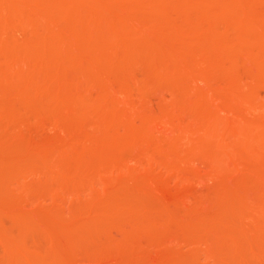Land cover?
Segmentation results:
<instances>
[{"label": "rangeland", "instance_id": "1", "mask_svg": "<svg viewBox=\"0 0 264 264\" xmlns=\"http://www.w3.org/2000/svg\"><path fill=\"white\" fill-rule=\"evenodd\" d=\"M18 1L19 12L0 8V264H264V0L231 13L223 0H165L158 23L134 9L140 0H72L65 17L55 4ZM45 13L69 34L49 36ZM213 13L214 44L194 42ZM81 16L82 28L114 32L112 59L126 64L80 52ZM119 16L140 30L117 26ZM37 34L59 54L29 50ZM52 95L66 107L49 108ZM129 131L148 142L117 150L120 162L98 175L75 171L101 159L103 139ZM106 195L122 205L103 208Z\"/></svg>", "mask_w": 264, "mask_h": 264}, {"label": "bare ground", "instance_id": "2", "mask_svg": "<svg viewBox=\"0 0 264 264\" xmlns=\"http://www.w3.org/2000/svg\"><path fill=\"white\" fill-rule=\"evenodd\" d=\"M16 0H0V8H2V10H5V9H3V8H5V7H7V9H8V6L11 8V10H14V8H18L19 9V7L21 8V6H19V4L20 3H18L19 1L17 0V2H15ZM28 1V0H27ZM32 1V0H31ZM33 1H36V2H40V4H43L44 6L46 5V6H52L53 4H55V6H52V7H55L56 8V5H57V7H59L58 9H63L64 11H66L65 9L70 5H72L71 4V2H72V0H33ZM74 1V0H73ZM84 1V0H83ZM167 1V0H166ZM176 1V0H175ZM201 1H203V0H201ZM212 1V0H211ZM217 1V0H216ZM222 1V0H221ZM21 2H23V1H21ZM138 2V1H137ZM204 2V1H203ZM16 3V4H15ZM96 3V2H95ZM169 3V2H168ZM168 3H166L165 2V0H140V2H139V4L138 5H136L135 7L136 8H134L135 10L136 9H139L138 11H143L145 14H147V16L150 18V20L152 19V21H155L156 23H158V22H161L162 20H163V18H164V16H162V10L167 6V4ZM176 3V2H175ZM205 3V2H204ZM206 3H208V2H206ZM15 4V5H14ZM18 4V6H16ZM97 4V3H96ZM95 4V5H96ZM220 4H221V2H220ZM243 4V5H242ZM171 5H172V3H171ZM174 5V4H173ZM176 5H178V4H176ZM199 5V4H198ZM245 5V3H243V0H223V2H222V5H219V6H222L224 9H225V11L227 10V11H229L230 13H231V11L232 12H234L233 10L234 9H236V8H238V7H242V6H244ZM11 6H13V7H11ZM61 6V7H60ZM64 8H63V7ZM168 6H170V4L168 5ZM175 6V5H174ZM66 7V8H65ZM130 7V6H129ZM176 7H178V6H176ZM197 8H198V6H196ZM48 8V7H47ZM46 8V9H47ZM51 8V7H50ZM196 8V9H197ZM223 8H222V10H223ZM6 9V10H7ZM17 9V10H18ZM23 9V8H22ZM22 9H20V12H21V10ZM54 9V8H53ZM131 9H133L132 7H131ZM167 9V8H166ZM195 9V10H196ZM221 9V8H220ZM10 10V9H9ZM11 10L9 11V12H11ZM16 9L14 10V11H12L13 13H15V11H17ZM194 10V11H195ZM204 10V9H203ZM1 11V10H0ZM23 11V10H22ZM197 11H198V9H197ZM205 11V10H204ZM204 11H202L203 13H204ZM8 12V11H7ZM17 12H19V11H17ZM201 12V10H199L198 12H196V14L197 13H200ZM201 12V13H202ZM3 13V12H2ZM13 13H11V16L13 15ZM31 13V12H30ZM164 13V12H163ZM20 14V13H19ZM33 14V13H32ZM34 14H36V13H34ZM46 14V15H45ZM45 14H43L44 16H46L45 18H46V22L49 20L50 21V19H51V17L50 16H48L47 15V13H45ZM215 14V15H214ZM218 14V13H217ZM217 14L216 13H213V18L211 19V20H206V19H204L203 20V17L200 19L199 17V21H201L202 23H203V21H206V23H207V25L208 26H206V27H208V28H205V27H203L204 29H206V30H199L198 28H202L201 27V25H199L198 26V28L196 29H194L193 30V32H192V36H191V38L194 40V42H195V40H197V41H199V44H200V42H201V44L203 43L204 45H213L214 44V39L212 38V36L210 35V33H209V31H210V29L211 28H215L216 27V19L215 18H217ZM6 15H7V13H6ZM16 15H18L17 13H16ZM15 15V17H18V16H16ZM24 15H27L26 14V12L24 11ZM24 15H21L20 14V18H21V16H24ZM41 15V14H40ZM40 15H33V17L34 16H37L36 18H37V20H36V18L34 19V18H32L33 19V21H34V23H36L37 25H40L41 23H43V18H42V15H41V17H40ZM67 15V11L66 12H64L63 14H61V16H63V17H65ZM205 15V14H204ZM223 15V14H222ZM225 15V14H224ZM9 16H10V13H9ZM8 15H7V17H9ZM32 16V15H31ZM199 16H200V14H199ZM6 17V18H7ZM14 17V15H13V17L12 18H15ZM119 17H121L120 18V20H119V22L117 23L118 25L117 26H123V27H127V28H129V31H130V29L132 30L131 32L132 33H134V32H136L135 30H138L137 28L135 29V27H137V24H136V21H135V19H133V18H130V17H126V16H119ZM147 17V18H148ZM206 17V16H205ZM252 17V16H251ZM23 18V17H22ZM25 18V17H24ZM146 18V19H147ZM197 18V19H198ZM9 19V18H8ZM29 19V18H28ZM31 19V20H32ZM85 19H87V18H85V17H77V21L79 22V23H77L76 24V27H75V29L73 30L72 28V32L73 33H75L76 35V37H77V35L81 38H79V37H77L79 40H81V42L82 43H79L80 44V46L78 47V49L80 48V50H82V51H80V52H83V54H85V52H86V50H88L87 52H86V54L85 55H87V57H88V59H89V61L90 60H92V61H94L93 63L96 65V63L97 62H102L103 63V60H113V61H116V62H121L122 60H123V57H120L121 56V54H119L120 56H119V58L118 57H115V58H113L112 59V57H114V56H116V50L115 49H117L118 50V48H115L114 49V47H113V45L112 44H110L109 43V41L110 40H112V39H114V36H115V34H113L111 31H109V30H107V29H105L104 27H100V26H98L99 24H96V23H94L91 27L92 28H94L97 32H99L98 34L94 31V30H92V28H90V27H85V28H82V27H84L85 25H84V22H85ZM90 19V18H89ZM24 20V19H23ZM36 20V21H35ZM88 20V19H87ZM144 20V19H143ZM45 21H44V23H45ZM24 22V21H23ZM154 22V23H155ZM163 22V21H162ZM50 23V22H49ZM52 24H53V22H51ZM51 23L50 24H48V22L46 23V24H48L47 26L45 25V28H46V32L48 33V35L49 34H53L54 36H55V38H57L56 36H64V33L65 32H67V31H65L64 32V29H54V27H52V26H50L51 25ZM90 23V22H89ZM185 23V22H184ZM205 23V24H206ZM136 24V25H135ZM145 24H147V23H145ZM148 24H149V21H148ZM153 24V23H152ZM78 25H81V28L80 27H77ZM144 26V25H143ZM61 27H63V26H61ZM60 27V28H61ZM147 27H148V25H147ZM195 27H196V25H195ZM59 28V27H58ZM64 28V27H63ZM68 28H69V30H70V27L68 26ZM87 28V29H86ZM144 28V27H143ZM194 28V27H193ZM142 29V28H141ZM1 30V29H0ZM58 30V31H57ZM134 30V31H133ZM140 30V29H139ZM138 30V31H139ZM69 32V31H68ZM0 33L2 34V35H4V32L2 31H0ZM101 33V34H100ZM140 33H141V31H140ZM139 33V34H140ZM57 34V35H56ZM61 34V35H60ZM66 34V33H65ZM67 34H69V33H67ZM66 34V35H67ZM72 34V33H71ZM70 34V35H71ZM112 34L114 35V36H112ZM1 35V36H2ZM99 35V36H98ZM100 35H103L104 37H108V39H107V41L105 42V38L102 36V38L104 39V42L102 43V45H100V47H96V49L95 50H92V49H90V48H92L91 46L89 47L88 45H93L92 43L93 42H96L97 40H98V37H100ZM0 36V54H2V53H6L7 52V40L4 38V39H2V37ZM50 36V35H49ZM49 36H48V38L47 39H45L43 36H41V35H36V36H34L32 39H30L31 40V43H29V44H27L28 46H30V48H29V50H33V51H37V52H40V53H42V54H49V53H53V54H56V52L57 51H60V47L55 43L54 45L52 44L53 43V39H51V42L52 43H50L49 41H48V39H49ZM72 36V35H71ZM98 36V37H97ZM45 37H47V36H45ZM73 37H74V35H73ZM111 37H113V38H111ZM143 37V36H142ZM145 38V37H144ZM143 38V39H144ZM44 39V40H43ZM101 39V38H100ZM110 39V40H109ZM102 40V39H101ZM101 40H100V42H101ZM109 40V41H108ZM131 39H128V41L129 42H131L132 43V41L133 40H131ZM142 40V39H141ZM145 40H146V38H145ZM144 40V41H145ZM192 40V41H193ZM201 40V41H200ZM196 41V42H197ZM141 43H142V41H140ZM146 42V41H145ZM145 42H143V43H145ZM193 42V43H194ZM19 43V42H18ZM98 43H99V41H98ZM130 43V44H131ZM134 43V42H133ZM138 43V42H137ZM198 44V45H199ZM60 45V44H59ZM19 46V45H18ZM94 46V45H93ZM143 46V45H142ZM199 47H200V45H199ZM204 46L202 45L201 46V49L203 48ZM210 47V46H209ZM204 48H206V47H204ZM203 48V49H204ZM40 50V51H39ZM207 50V49H206ZM79 51V50H78ZM126 51V50H125ZM159 53L160 52H164V51H159V50H157ZM118 52H122V50H120V51H117V54H118ZM57 54H59V52H57ZM125 54H127V52H125ZM123 55V54H122ZM158 55H160V54H158ZM164 55V54H163ZM118 56V55H117ZM127 56V55H126ZM162 57V56H161ZM212 57V56H211ZM102 58V59H101ZM103 58H105V59H103ZM99 59H101V61L99 60ZM116 59V60H115ZM126 59H128V58H126ZM125 59V56H124V60H126ZM213 59V58H212ZM31 60H34L35 61V59H33V58H31V59H29V60H27V61H30L31 62ZM105 60V61H106ZM217 60V59H216ZM33 61V62H34ZM91 61V62H92ZM96 61V62H95ZM104 61V62H105ZM110 61V62H111ZM126 61H128V60H126ZM126 61H122L123 63H125L126 64ZM0 62H1V60H0ZM23 62H26L25 60H19V61H17V62H15V63H13L15 66L16 65H19V64H21V63H23ZM91 62H89V63H91ZM109 62V61H108ZM107 61H106V63H108ZM2 63V62H1ZM0 63V64H1ZM29 63V62H28ZM32 63V62H31ZM35 63V62H34ZM122 63V64H123ZM216 63H219V60L218 61H216ZM234 62H231L230 63V65L229 66H231L232 64H233ZM3 64H4V62H3ZM5 64H7L6 62H5ZM34 65V64H33ZM91 65V64H90ZM235 65V64H234ZM35 66V65H34ZM33 66V67H34ZM94 66V65H93ZM124 66V65H123ZM2 67V66H1ZM30 68H31V65L29 66ZM228 70V72H230V70L229 69H227ZM233 70V69H232ZM1 71V70H0ZM234 71V70H233ZM1 73V72H0ZM226 73V72H225ZM231 74H232V72H230ZM234 74V73H233ZM232 74V75H233ZM228 75V74H227ZM226 75V76H227ZM229 76L231 77V75L229 74ZM234 76V75H233ZM174 77H177V79H186L185 77H186V74L184 73V71H180V72H177V73H174ZM226 80V79H225ZM228 85V84H227ZM78 88V91H75V92H73L75 95H73L72 94V92H71V95H73V96H76L77 94L80 96L82 93H80V92H82L83 90L82 89H80V87H77ZM23 89H25V88H22V90ZM228 90L229 89H231V86L230 85H228V88H227ZM254 90V89H253ZM252 90V91H253ZM251 91V88H250V90L248 89V94L245 96V99H244V101H248V98L250 99L251 98V96L249 97V95H251V93L250 92H252ZM255 91V90H254ZM84 92V91H83ZM80 93V94H79ZM104 94H106L105 92H104ZM51 95V94H50ZM70 95V94H69ZM77 95V96H78ZM85 95V94H84ZM102 95H103V93H102ZM101 96V95H100ZM52 97V98H51ZM103 97V96H102ZM108 97V96H107ZM106 97V95H104V97L103 98H105V101L106 102H114V101H116V100H114L113 98L111 99V98H107ZM229 97V96H228ZM114 100V101H113ZM65 100H64V98H63V96L62 95H52V96H50V99H49V108H58V107H60L61 108V106H62V104H66L65 102H64ZM16 102V101H15ZM83 103H85V105H87L86 104V102H84L83 101ZM116 103V102H115ZM16 104V103H15ZM19 104V103H18ZM32 105V107L34 108V106H36V105H38L37 104V102H33V104H31ZM47 105V106H48ZM29 107V106H28ZM62 107H66V106H62ZM17 108V107H16ZM15 109V108H14ZM27 110H29L28 108H26ZM120 109V108H119ZM118 109V110H119ZM186 109V108H185ZM33 110V109H32ZM70 110V109H69ZM78 110V109H77ZM117 110V111H118ZM183 110V112H187V110H184V108L182 109ZM122 111H123V109H122ZM168 111V110H167ZM167 111L166 110H164V111H162L163 112V114H162V116H167L168 115V113H167ZM181 111V110H180ZM78 112H80V111H78ZM78 112H76V114L78 113ZM124 112H125V110H124ZM182 112V111H181ZM69 113H70V111H69ZM81 113H83V111L81 112ZM119 113V112H118ZM124 114L123 112H120V114ZM79 114L80 113H78V117H79ZM83 114H81L80 116H82ZM176 115V114H175ZM142 118L144 119H142L144 122H145V120H147V122H148V116L147 115H143L142 116ZM180 117L178 116V115H176V117L174 118V121L176 120H178ZM146 122V123H147ZM177 122H179V121H177ZM180 123V122H179ZM157 128V127H156ZM155 130V129H154ZM157 130L159 131V129L157 128ZM157 130H155L156 132H157ZM142 132H147V131H142ZM148 134H146V133H142V135L141 134H137V133H134V132H131V131H129V134L127 135V136H125V137H122V136H118L117 138H112V137H110V136H108L106 139H103L102 141L103 142H105V143H108V141H109V144L107 145V144H105V143H100V149H101V159H99L97 162H94L93 164H90V165H83L82 163H80V162H78V163H80L81 165L79 166L78 165V163L77 164H75L76 166H77V169L75 170V171H77L78 170V173H80V174H83L84 172H87V173H92V174H94L95 172H98L97 173V175L99 174V173H102L103 172V170L105 169V168H107L108 167V165L110 166V164H112V163H118V162H120V157H118V155L117 154H115V153H117L116 151L117 150H121V149H133V148H135V146L137 145V143H139V142H145V143H147L148 142ZM107 142H106V141ZM136 141H138L137 143H136ZM202 142V141H201ZM200 143V142H199ZM200 145V147H201V149L202 148H205L204 146H201L202 144H199ZM199 145H197V146H199ZM169 146H170V144H169ZM199 147V148H200ZM182 151V150H181ZM115 152V153H114ZM96 153H97V151H96ZM93 162V161H92ZM91 163V162H90ZM261 163V162H260ZM85 164V163H84ZM262 164V163H261ZM260 164V166H263V165H261ZM114 166V165H113ZM109 168V167H108ZM189 169V168H188ZM101 171V172H100ZM105 171H107V170H105ZM77 173V172H76ZM77 173V174H78ZM79 174V175H80ZM85 174V173H84ZM87 175V174H86ZM68 176V175H67ZM70 177V176H69ZM67 179V178H66ZM73 179V178H72ZM71 179V180H72ZM69 180V178L67 179V180H65V181H68ZM70 180V181H71ZM75 180V179H74ZM76 181V180H75ZM69 182V181H68ZM74 182V181H73ZM66 183V182H65ZM63 184H64V182H63ZM69 184H71L70 182H69ZM67 185V184H65L66 185V187L67 186H70V185ZM65 185H63V187L65 186ZM110 194V193H109ZM222 196V195H221ZM105 197V196H104ZM108 198V196L106 195V198L103 200V202H101V204H102V207L103 208H106V207H110L109 205L111 204V206H113L114 205V203H113V201L111 200V198L113 199V197H112V195H110V200H109V198ZM186 198V197H185ZM219 200H220V198H219ZM101 201V200H100ZM99 201V202H100ZM98 202V203H99ZM115 202V201H114ZM98 203H94L95 205H97ZM112 203H113V205H112ZM90 204V203H89ZM115 204L117 205H122V203H120V202H118L117 201V203L115 202ZM92 205V204H91ZM93 207H94V205H92ZM99 207H101L100 206V203H99ZM98 207V208H99ZM102 208V209H103ZM107 208V209H108ZM101 209V208H100ZM106 210V209H105ZM102 211V210H101ZM104 212H106V211H104ZM103 211H102V213H104ZM111 257V256H110ZM105 260H106V258H104ZM109 259V258H108ZM143 259H147V256H145ZM24 262V261H23ZM29 264H31L30 262H28ZM27 264V263H26Z\"/></svg>", "mask_w": 264, "mask_h": 264}]
</instances>
